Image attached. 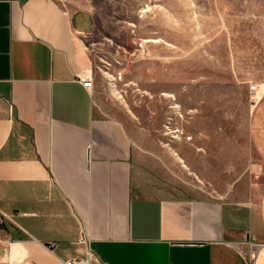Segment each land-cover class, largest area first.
<instances>
[{"label": "crops", "instance_id": "obj_1", "mask_svg": "<svg viewBox=\"0 0 264 264\" xmlns=\"http://www.w3.org/2000/svg\"><path fill=\"white\" fill-rule=\"evenodd\" d=\"M92 29L53 0H0V264H248L253 243L264 264V169L225 200L157 197L127 124L77 79ZM260 99L249 139L264 165Z\"/></svg>", "mask_w": 264, "mask_h": 264}, {"label": "rangeland", "instance_id": "obj_2", "mask_svg": "<svg viewBox=\"0 0 264 264\" xmlns=\"http://www.w3.org/2000/svg\"><path fill=\"white\" fill-rule=\"evenodd\" d=\"M53 1L91 14L95 108L127 124L157 197L221 201L261 175L249 135L264 94V0Z\"/></svg>", "mask_w": 264, "mask_h": 264}, {"label": "built area", "instance_id": "obj_3", "mask_svg": "<svg viewBox=\"0 0 264 264\" xmlns=\"http://www.w3.org/2000/svg\"><path fill=\"white\" fill-rule=\"evenodd\" d=\"M78 81L81 83L82 87L87 90H91L93 87V76L92 72L90 70L82 71L78 73L77 75ZM249 100L254 101L258 99V86L257 85H250L249 86ZM80 244L84 245L87 244V239L82 236L80 239ZM254 258L249 260V264L252 263ZM65 264H88V261L86 259H78V258H73L70 260H67Z\"/></svg>", "mask_w": 264, "mask_h": 264}]
</instances>
